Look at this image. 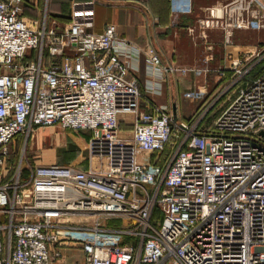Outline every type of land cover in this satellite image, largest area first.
I'll return each mask as SVG.
<instances>
[{"label":"built area","instance_id":"2783aa9c","mask_svg":"<svg viewBox=\"0 0 264 264\" xmlns=\"http://www.w3.org/2000/svg\"><path fill=\"white\" fill-rule=\"evenodd\" d=\"M94 12L95 0H74L63 29L50 30L22 0H0V264H65L71 246L80 264H264V46L234 39L264 32V0L207 5L186 29L206 40L197 64L166 66L151 50L154 65L201 79L186 97L213 90L210 106L178 122L167 105L142 107L123 55L130 41L111 23L94 31ZM212 28L222 31L218 65ZM52 125L91 132L89 167H23L28 139L13 167L17 137ZM116 218L126 221L108 224Z\"/></svg>","mask_w":264,"mask_h":264},{"label":"crops","instance_id":"0c3cea01","mask_svg":"<svg viewBox=\"0 0 264 264\" xmlns=\"http://www.w3.org/2000/svg\"><path fill=\"white\" fill-rule=\"evenodd\" d=\"M189 1L193 2L190 11L174 10L176 4L183 6ZM215 1L219 0H95L92 29L100 32L107 24H114L117 34L131 43L130 48L123 53L130 64L129 76L138 79L147 98L162 105L171 104L176 110L174 101H170L171 97L184 90L186 92L195 88L201 79L195 77L193 73L181 75L165 71L164 66L154 65L151 61V50H155L161 56L162 63L166 66L197 64L206 40L197 42L188 35L186 29L195 25L199 17L204 14L206 6ZM48 2V0H22L23 13L42 19L46 17L48 29L62 30L65 23L70 20L73 0H60L59 5L51 8L52 12H49ZM219 31L221 30L215 28L207 30V40L215 42L213 65H218L223 56L222 37H219ZM212 77L213 74L210 78ZM142 107L149 109L145 101L142 102ZM121 118L122 130L129 131L132 128L129 123L131 117ZM78 131L85 132L88 138L91 133L89 130ZM51 153L53 155L52 150L48 151V154ZM48 156L46 155V160L50 161L41 162L42 164L59 163L57 157L55 160V157ZM67 164L88 168L90 163L88 160L81 165Z\"/></svg>","mask_w":264,"mask_h":264},{"label":"rangeland","instance_id":"374dc122","mask_svg":"<svg viewBox=\"0 0 264 264\" xmlns=\"http://www.w3.org/2000/svg\"><path fill=\"white\" fill-rule=\"evenodd\" d=\"M48 1L49 12H52L51 8L53 9V6L59 5L60 2V0ZM218 35L219 37H222V32L219 31ZM234 39L237 42H256L261 40L262 46H264L263 31H236ZM200 82L201 81H199V83ZM184 92L185 90L170 99V101H174V106L177 108L176 111H174L171 104L169 105V108L173 110V112H176L178 118L182 120H189L198 109L201 102L206 98L210 99L206 104L207 106H210L209 104L211 100L214 99L212 89H210L208 93L203 94V97H186ZM234 94L233 91L228 92L225 95L223 94L221 98L213 104L211 107V115H213V118H216L222 112L223 108L229 103L231 98H233ZM157 103L160 104L159 102ZM20 137V146H23L26 143V139H28L23 160L24 162L22 163L23 167L32 166L36 162L41 163L44 161H50L46 160V155H50L48 157H55V160L57 157V160H59V163L61 164L73 163L81 165L88 162V160L90 163L89 153L86 148L87 141H85L88 137L85 132L64 129L60 125H52L48 127H36L31 135L27 136V134H23ZM50 150H52L53 155L52 153L48 154V151ZM17 151H19L18 148ZM16 155L17 153L13 152L11 157L17 160L18 157ZM53 160L54 158L52 161ZM124 221L126 220L123 218H116L109 220L108 224H112V226L120 225L124 223ZM62 258L64 259H62V261H64L65 264H80L83 259V252L79 246L67 247Z\"/></svg>","mask_w":264,"mask_h":264},{"label":"trees","instance_id":"16d2710c","mask_svg":"<svg viewBox=\"0 0 264 264\" xmlns=\"http://www.w3.org/2000/svg\"><path fill=\"white\" fill-rule=\"evenodd\" d=\"M74 1V0H73ZM71 7H72V5H71ZM30 16H32V15H30ZM143 101L142 102H146V99H148L144 94H143ZM147 103V102H146ZM148 104V103H147ZM212 116V117H211ZM213 120H214V118H213V115H211V110L209 111V113L206 115V117L202 120V124H201V127H203V129H207V130H209V129H211L212 128V126H213ZM21 136V135H20ZM20 136H18L17 137V139H16V144H17V147H16V149L15 150H13L12 151V153L13 152H16L17 153V160H15V158H12L11 157V159H10V163L13 165V167L15 166V165H17V163H18V161H19V157H20V150H21V148L20 147H22V146H20V143H21V137ZM17 148H18V150L19 151H17ZM12 156V155H11ZM64 164H67V163H64Z\"/></svg>","mask_w":264,"mask_h":264},{"label":"water","instance_id":"95a60500","mask_svg":"<svg viewBox=\"0 0 264 264\" xmlns=\"http://www.w3.org/2000/svg\"><path fill=\"white\" fill-rule=\"evenodd\" d=\"M174 111H176V110H174ZM174 120H175L176 122L179 121V118H178V115L176 114V112H174Z\"/></svg>","mask_w":264,"mask_h":264}]
</instances>
